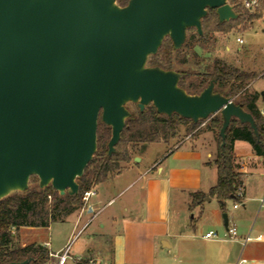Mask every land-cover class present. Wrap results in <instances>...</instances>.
<instances>
[{"label":"water","instance_id":"water-1","mask_svg":"<svg viewBox=\"0 0 264 264\" xmlns=\"http://www.w3.org/2000/svg\"><path fill=\"white\" fill-rule=\"evenodd\" d=\"M210 10L220 24L239 18L230 0H0V200L26 192L32 177L77 196L99 119L112 131L111 157L128 104L195 124L220 115L222 149L233 119L259 139L254 117L217 93L216 80L191 95L181 73L149 65L167 38L180 50L189 30L202 36Z\"/></svg>","mask_w":264,"mask_h":264},{"label":"crops","instance_id":"crops-1","mask_svg":"<svg viewBox=\"0 0 264 264\" xmlns=\"http://www.w3.org/2000/svg\"><path fill=\"white\" fill-rule=\"evenodd\" d=\"M255 21L264 22V16ZM238 39L244 44L241 35L237 42ZM226 51L229 57L231 48L227 45ZM237 51L243 49L238 47ZM234 63L233 68L257 74L246 90L259 93L257 107L260 112L264 111V94L255 88L264 78V68L258 62L252 64L241 57ZM234 153L244 182L243 216L232 224L239 234L236 241L207 240L206 234L198 236L196 233L194 239L199 238L198 251L195 252V248L192 252L188 249L189 253H182L186 228L182 226L181 214H192L195 230H198L196 223L207 214L206 221L211 228L206 233L214 230L220 233L222 228L218 200L210 197L208 201V194L218 181L214 164L218 141L216 134L207 129L154 161L141 158L123 163L114 177L111 175L93 187L96 195L87 205L63 222L48 228H27L39 237L41 230L50 232L56 224L66 226L61 244L55 246L53 242L41 240L33 244L45 247L50 254H58L70 246V256L63 264H236L241 259L246 260L242 264H264V220L253 224L246 221L252 214H262L259 206L264 196V157L257 156L251 145L243 141L235 143ZM198 192L206 198L190 208L192 195ZM125 195L126 198L117 203L118 198ZM215 201L218 207L208 211V206ZM247 237L253 240L243 247L242 242ZM50 261L56 264L58 260L51 257Z\"/></svg>","mask_w":264,"mask_h":264},{"label":"trees","instance_id":"trees-1","mask_svg":"<svg viewBox=\"0 0 264 264\" xmlns=\"http://www.w3.org/2000/svg\"><path fill=\"white\" fill-rule=\"evenodd\" d=\"M130 0H118L119 5L126 6ZM239 0H230L231 5L239 14V18L229 23L220 24L216 11L210 10L208 16L203 20V35H198L195 29L188 31L185 45L180 50H175L172 41L167 38L158 54L149 58L150 66H158L165 70H175L177 57L195 42L206 40L212 33L229 34L235 26L238 27L245 22L246 17L238 10ZM260 1V7L256 13L248 16V21H255L264 15V0ZM185 61L182 62L184 64ZM177 71V70H176ZM182 74L180 86L189 94H199L212 80H216L215 91L226 97L232 98L242 89L257 78L255 73H246L239 69L226 66L221 61H216L214 72L208 73L206 77L190 78L188 72L179 71ZM260 98L259 93H246L240 100H234L238 105L249 112L255 119L260 138L257 139L247 124H241L233 119L227 130L225 147L222 149V139L219 135L223 125L220 115H216L208 122L193 123L178 115L167 117L159 115L154 106H148L141 112L136 106V111L131 112V117L126 121V127L122 133L121 141L116 147V153L109 157L108 143L111 139V128L99 119L97 131V152L92 162L85 170L84 176L78 179L80 187L77 196L68 194L61 196L51 186L40 189L37 177H32L30 183L35 187H29L26 192L12 193L7 198L0 200V264L20 263L32 258L30 264H45L51 260L48 249L41 245L31 244L25 247H16L15 234L21 228H48L55 223L63 222L69 215L84 207L82 196L84 192L103 183L111 174L120 171L123 163L131 161V151L141 145L143 149L147 146L165 142L179 134L181 126L190 125L197 128L206 123L208 130L214 132L218 141V154L214 164L218 170V181L209 192V197L216 198L223 212L227 210V203L240 202L236 196L238 190L243 189V175L239 172L234 153L235 143L247 142L253 148L257 156L264 157V118L257 107ZM206 198L203 193L192 195L191 207L202 203ZM13 231L15 233H13Z\"/></svg>","mask_w":264,"mask_h":264},{"label":"rangeland","instance_id":"rangeland-1","mask_svg":"<svg viewBox=\"0 0 264 264\" xmlns=\"http://www.w3.org/2000/svg\"><path fill=\"white\" fill-rule=\"evenodd\" d=\"M238 2V10L246 17L245 22L238 25V27L235 26V29H233L227 35L212 33L206 40L195 42L191 48L184 50L182 54L177 57L178 59L175 62V70L188 72L191 77L190 79L193 80L195 77H206L208 73H213L216 61H221L222 64L233 67V64H235L234 60L237 58H239L240 60V57L243 61H247L249 63L258 62V65L264 68V22H247L246 20H248V16L252 15V13L242 8L240 0ZM240 35L244 39V44H239L237 42V38ZM226 45L231 48L229 57H227ZM238 47H241L243 51L238 52ZM232 58H234V60ZM183 61H185L184 64H182ZM255 88L260 89L261 94H264V78L256 84ZM251 91L252 89H248L247 92L245 91V89H242L237 95L233 97V99L236 101H240L246 93H250ZM127 108L131 112L136 111V106L134 104H128ZM207 129L208 128L206 123L200 125L195 129L190 125L181 126L179 128L178 136L171 139L168 143L161 141L159 143L149 145L145 149H143L141 145L136 146V148L131 151V161H137V159L140 160L141 158L145 159V161H154L160 158L164 152L171 151L179 147L186 140H192L202 133L207 132ZM115 173L111 175H113L114 177L116 175ZM30 187H35V183H30ZM126 195L122 198L119 197L117 203L122 202L126 198ZM234 204V202H228L226 212H223L220 208L221 214L219 219L222 223V228H220L219 230L220 233L214 230L219 234L220 238H223V232L226 233L224 220L225 214L229 217L231 226L232 224H234V221H240V218L243 216V209L241 207H239L238 210L234 209ZM213 207H218L216 201L208 206V211H210V209ZM191 217L192 214L190 213L180 215V220H182L183 223L182 226L183 228H186L185 233H183L186 237V242L182 247V253L184 254L189 253L188 249H190L192 252V249L194 250L196 248L194 251H198L197 248H199V238H197V240L196 238L194 239L195 234L197 233L198 236H204L206 232L211 228L209 222L206 221V218H208V214L206 218L201 219L197 223L193 221L196 223L198 230L193 229L192 225L194 223L192 224ZM247 220L251 224L259 223L264 220V213H262L260 216H257V214H252L248 217V219L246 218V221ZM65 229L66 226L56 224L53 226V229L50 232L41 230L40 236L38 237L35 236L34 233H31L27 228H21L19 232L15 234L14 245L16 247H22L23 245L38 243V240H41L53 242V244L57 246L63 242ZM187 241L191 242L188 243ZM170 242H172V240H170ZM45 264L52 263L51 261H48Z\"/></svg>","mask_w":264,"mask_h":264},{"label":"built area","instance_id":"built-area-1","mask_svg":"<svg viewBox=\"0 0 264 264\" xmlns=\"http://www.w3.org/2000/svg\"><path fill=\"white\" fill-rule=\"evenodd\" d=\"M240 4H241L242 8H244V10H247L252 14L256 13L260 7V1L259 0H240ZM238 42L240 44H242L243 40L238 39ZM261 114H262V116H264V111H262ZM95 195H96V192L94 191V189H91V190L84 192V194L82 196L84 206L87 205L89 203L90 199ZM236 196L238 197V199H240V202L234 204V209H238L239 207H241V205L244 201L243 190L242 189L238 190ZM259 213H264V196L260 199ZM13 233H15V232L13 231ZM204 238L207 240L224 239V240L236 241L239 238V234H238V230L235 226L228 225L226 233H225L223 238H220L219 234L216 231H209L208 233H206ZM252 240L253 239L251 237L245 238V240L242 242L243 247H245ZM70 251H71L70 246H67L62 252H60L58 254H50V256L53 258H56L58 260L56 264H63L69 258ZM245 262H246V260L241 259L236 264H242Z\"/></svg>","mask_w":264,"mask_h":264},{"label":"flooded vegetation","instance_id":"flooded-vegetation-1","mask_svg":"<svg viewBox=\"0 0 264 264\" xmlns=\"http://www.w3.org/2000/svg\"><path fill=\"white\" fill-rule=\"evenodd\" d=\"M231 4V3H230Z\"/></svg>","mask_w":264,"mask_h":264}]
</instances>
